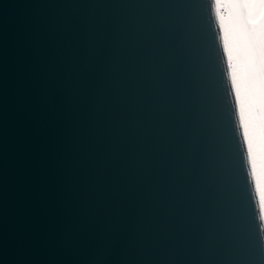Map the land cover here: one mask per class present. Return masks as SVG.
Segmentation results:
<instances>
[{"label": "water", "instance_id": "water-1", "mask_svg": "<svg viewBox=\"0 0 264 264\" xmlns=\"http://www.w3.org/2000/svg\"><path fill=\"white\" fill-rule=\"evenodd\" d=\"M259 203L213 0H0V264H264Z\"/></svg>", "mask_w": 264, "mask_h": 264}, {"label": "snow or ice", "instance_id": "snow-or-ice-1", "mask_svg": "<svg viewBox=\"0 0 264 264\" xmlns=\"http://www.w3.org/2000/svg\"><path fill=\"white\" fill-rule=\"evenodd\" d=\"M213 5L228 8L227 26L222 18L220 30L245 142L257 106L264 138V0H213ZM260 219L264 228V216Z\"/></svg>", "mask_w": 264, "mask_h": 264}, {"label": "rangeland", "instance_id": "rangeland-1", "mask_svg": "<svg viewBox=\"0 0 264 264\" xmlns=\"http://www.w3.org/2000/svg\"><path fill=\"white\" fill-rule=\"evenodd\" d=\"M217 13H219L220 28H221L222 18H223V23L225 24V26H227V15L222 5H217ZM247 119L248 118L246 117V120ZM242 129L244 132L243 127ZM246 144L252 165V171L254 174L257 194L260 200L262 216H264V155L260 141L259 128L256 123L254 114L252 121L249 123L248 142ZM249 149H251V151H249Z\"/></svg>", "mask_w": 264, "mask_h": 264}, {"label": "bare ground", "instance_id": "bare-ground-1", "mask_svg": "<svg viewBox=\"0 0 264 264\" xmlns=\"http://www.w3.org/2000/svg\"><path fill=\"white\" fill-rule=\"evenodd\" d=\"M217 18H218V21H220L219 20V13H217ZM219 24H220V22H219ZM221 29V28H220ZM226 59H227V57H226ZM227 63H228V61H227ZM230 77H231V75H230ZM258 195V194H257ZM259 205H260V203H259ZM260 209H261V206H260ZM261 214H262V210H261Z\"/></svg>", "mask_w": 264, "mask_h": 264}]
</instances>
